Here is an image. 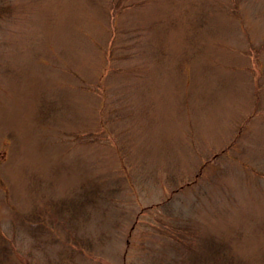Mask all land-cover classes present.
Masks as SVG:
<instances>
[{
	"label": "rangeland",
	"instance_id": "obj_1",
	"mask_svg": "<svg viewBox=\"0 0 264 264\" xmlns=\"http://www.w3.org/2000/svg\"><path fill=\"white\" fill-rule=\"evenodd\" d=\"M210 254L264 264V0H0V264Z\"/></svg>",
	"mask_w": 264,
	"mask_h": 264
},
{
	"label": "trees",
	"instance_id": "obj_2",
	"mask_svg": "<svg viewBox=\"0 0 264 264\" xmlns=\"http://www.w3.org/2000/svg\"><path fill=\"white\" fill-rule=\"evenodd\" d=\"M86 199V198H85ZM89 203H92V201L90 200V198H89ZM74 212V211H73ZM74 214H76L75 212H74ZM213 258H215V257H212V254H210V258H208V263L209 264H217V263H215V262H212L213 260ZM229 261H227V259H225L224 261H223V263L222 264H227ZM219 264H221V263H219Z\"/></svg>",
	"mask_w": 264,
	"mask_h": 264
}]
</instances>
